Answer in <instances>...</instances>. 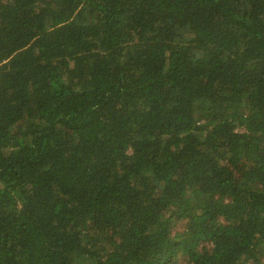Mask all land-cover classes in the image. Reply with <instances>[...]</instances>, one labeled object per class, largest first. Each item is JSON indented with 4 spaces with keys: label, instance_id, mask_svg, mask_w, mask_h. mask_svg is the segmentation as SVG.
I'll return each mask as SVG.
<instances>
[{
    "label": "trees",
    "instance_id": "1",
    "mask_svg": "<svg viewBox=\"0 0 264 264\" xmlns=\"http://www.w3.org/2000/svg\"><path fill=\"white\" fill-rule=\"evenodd\" d=\"M0 264H264V0H0Z\"/></svg>",
    "mask_w": 264,
    "mask_h": 264
}]
</instances>
